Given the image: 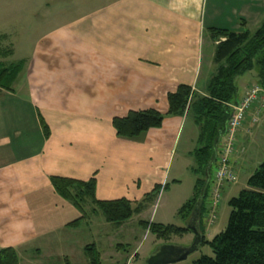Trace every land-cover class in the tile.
<instances>
[{"label": "crops", "instance_id": "crops-1", "mask_svg": "<svg viewBox=\"0 0 264 264\" xmlns=\"http://www.w3.org/2000/svg\"><path fill=\"white\" fill-rule=\"evenodd\" d=\"M11 1L0 8L10 20L18 11L17 2L12 7ZM60 1L53 0L52 5L51 0H27L29 9L25 10L36 21L35 28H49L57 14L58 23L40 33L34 44L26 38L32 47L19 60L24 66L12 89L0 86V250L16 248L20 264H67V259L73 264L74 249L83 255L86 245L98 249L96 243L80 238L83 228L92 231L96 227L112 240L110 247L115 237L121 240L111 255L120 264L125 260L121 253L127 244L124 233L151 208L149 196L156 186H161L160 193L177 191V211L194 193L199 126L189 111L167 113L168 93L186 84L196 94L206 95L217 71L218 41L212 39L209 28L235 30L234 22L244 28L264 15V0H232L229 12L237 21L232 20L231 27L225 0H211V4L210 0H92L90 8L70 0H64L67 3L61 7ZM68 12L78 16L68 21ZM0 26V47L12 50L1 61L16 63L19 43L13 41L8 23ZM243 77L237 80L236 102L257 83L256 73ZM150 108L165 114L161 127L137 139L117 135L114 117ZM236 138L231 165L238 178L245 174L248 181L264 162L260 101L253 105ZM223 141L224 136L218 147ZM217 165L215 156L209 172L208 207ZM52 176L81 181L94 177L97 199L126 198L142 203V211L122 224L93 214L78 227H70L82 213L56 192ZM184 182L191 196L188 188L177 189ZM238 184L225 185L222 197L239 194L242 187ZM220 207L221 203L212 224L207 222V213L203 216L207 240L221 232ZM86 209L91 214L92 206ZM153 218L154 213L149 221Z\"/></svg>", "mask_w": 264, "mask_h": 264}, {"label": "trees", "instance_id": "trees-1", "mask_svg": "<svg viewBox=\"0 0 264 264\" xmlns=\"http://www.w3.org/2000/svg\"><path fill=\"white\" fill-rule=\"evenodd\" d=\"M214 41H218L214 54L217 71L208 84V92L202 96L192 87L180 84L176 91L167 95L168 114L183 115L189 111L199 126L198 147L194 152L196 164L193 168L196 182L193 195L179 208L178 214L188 220L196 203L204 195L200 205L198 231L202 235L201 245L208 246L212 255L203 254L192 264H264V162L249 177L247 186L237 196L229 200L231 212L224 231L207 240L203 216L211 208L207 201L209 187L203 192L210 169L215 159L217 146L224 134L231 115V105L236 102L238 93L237 79L254 70L257 83L264 89V20L255 32L248 29L240 31L227 28H209ZM11 49L0 47V86L12 89V85L21 72L24 61L6 64L1 58L8 56ZM165 114L157 109L131 110L125 116H116L113 125L117 135L128 139H137L144 132L162 126ZM46 136L49 129L42 120ZM56 192L71 201L82 216L68 226L78 227L82 221L93 214H101L105 221L122 224L142 211V203L126 198L99 200L96 197V179L88 181L59 176L51 177ZM168 184L165 186V189ZM161 191L156 186L149 196L154 199ZM91 205V214L87 206ZM139 225L154 234L158 239L168 240L173 235L191 232L187 227L140 220ZM121 245V244H120ZM119 247V245L117 246ZM197 248V249H198ZM88 264H103L101 254L94 244L85 246ZM67 264L69 260L67 259ZM0 264H20L19 254L14 247L0 250ZM120 264H127V260Z\"/></svg>", "mask_w": 264, "mask_h": 264}, {"label": "rangeland", "instance_id": "rangeland-1", "mask_svg": "<svg viewBox=\"0 0 264 264\" xmlns=\"http://www.w3.org/2000/svg\"><path fill=\"white\" fill-rule=\"evenodd\" d=\"M7 1L8 0H0V8L7 7ZM17 2V8L18 11L12 13V19L10 20L8 18L9 14H5V12L0 13V25L2 24H6L8 23V29L7 30L9 32H12L13 34V41L15 40L16 43H19V46L17 48V54H16V58L15 62L19 61L20 59L26 57L27 55H29V49L32 47V44L30 46V44L28 42L25 43L26 38L31 40V43L34 44L35 39L40 37V33L42 32H47L48 30H50V28L52 29V27L58 23V14L57 17L55 19H53V23L50 24L49 28L47 29H38L35 28L36 26V21H33L30 19V13L29 11H26L25 9H29L28 8V2L27 0H12L11 1V6L13 7L14 2ZM64 0L60 1L61 7L64 6L65 3L67 2H63ZM75 4H79L80 6L86 7V8H90L92 3V0H70ZM231 1L232 0H225L223 2V4L227 5V16H228V20H229V26L231 27L232 24V20L233 21H237L235 19L236 16H234V18H232V14L229 12V8L231 7ZM52 5H53V0H51ZM50 2V4H51ZM211 4V0L209 2ZM72 7H74V4H72ZM5 11V10H4ZM22 11V12H21ZM224 11V10H222ZM66 19L68 21H70L71 19H74L75 17H77V13L76 12H68L65 14ZM264 15L258 19L255 20H250V22L243 26L244 28H242L240 26V24H237L236 22H234V28L232 29H248L250 30L252 33L255 32L258 27L260 26V23H262V21L264 20ZM61 19H63V15L61 14ZM13 20V21H12ZM55 23V24H54ZM6 27V26H3ZM0 29L1 26H0ZM5 29V28H4ZM11 40V39H9ZM23 43V45H21ZM11 49V48H9ZM259 70V66L256 64L255 68L253 71H251L252 73H246L245 75L241 76L243 78H245V76L249 77L250 74H257ZM242 81L243 79H241L240 77L237 79ZM239 82V81H238ZM258 84V83H256ZM262 104V102H261ZM264 106V102L262 104ZM224 136V134L222 135ZM184 137H185V133L183 136V139L181 141L180 144H183L184 141ZM220 141V140H219ZM195 145H197V142H195ZM195 164V163H194ZM194 176V175H192ZM238 177V174H237ZM238 187H242L245 188L247 186V181H246V175L242 174L239 178H238ZM236 183V182H235ZM227 184H232V183H225L222 186L221 191H223V188L225 185ZM184 188H188V194L187 195H192V190L191 188L188 187V182H184L183 187H178L177 189L180 190H184ZM238 195V194H237ZM236 195V196H237ZM189 196V197H190ZM177 198V191L176 190H166L165 193L164 191H162L160 193V195H157L154 199L150 200L151 203V208L143 213V216L141 217L142 220H150L153 216L154 213V218H153V222L156 223H162V224H171V225H175L178 227H185L186 226V222L189 220H184L177 211V203L178 201H176ZM229 200L230 198H227V196L222 197L221 196V207H220V219L218 220V222L220 223V228L221 231H224L225 228L228 225V220H229V215L231 212V207L229 205ZM218 209V207H217ZM218 212V210H217ZM219 213V212H218ZM100 216H102L100 214ZM103 218V216H102ZM217 222V221H216ZM205 225V223H204ZM206 226V225H205ZM97 232H99L97 234ZM125 237H126V250L122 251L121 253L125 256V260H127V264H147V258L148 256L158 247V245L163 244V243H168V244H173V245H178V246H191L192 244L195 243L196 241V235L194 234L193 231L191 232H187L184 235L178 236V235H173L170 239L166 240H162V239H158L154 234H152L151 232H146L145 229H143L139 223L135 225V227H132L130 229H128L127 231H125L124 233ZM81 240L85 241V243H96L98 245V250L100 251V254L102 256V262L103 264H115V262L112 261V254H114V252H117V243H119L121 240L116 239L117 237H115V240L113 241L114 245L113 248L110 247V243H112V240L110 238H106V236L103 234V232H101V229H98L95 227V229H93L92 231L90 230H86L85 228L82 229L81 232ZM206 237L208 236L207 234L205 235ZM124 237V239H125ZM137 237V239H135ZM111 241V242H110ZM138 248V250H136V248ZM75 252L71 258L72 263L73 264H87L88 262V258L86 255L82 254V251H80V249H74ZM136 250V251H134ZM130 253V254H129ZM129 254V255H128ZM203 254H207V255H212V251L211 249L206 246V245H201L197 250H195L194 252H192L187 258L172 263V264H192L195 260L199 259ZM139 258V259H138ZM123 261V262H124ZM53 262H57L56 260H53ZM60 263V262H57Z\"/></svg>", "mask_w": 264, "mask_h": 264}, {"label": "built area", "instance_id": "built-area-1", "mask_svg": "<svg viewBox=\"0 0 264 264\" xmlns=\"http://www.w3.org/2000/svg\"><path fill=\"white\" fill-rule=\"evenodd\" d=\"M264 102V89L255 84L249 88L245 97L231 105V115L224 131V141L218 147L217 168L215 171V188L211 201V208L206 214L207 222L212 224L217 219V207L220 204L222 196V186L225 183H235L238 180L237 173L231 165V156L236 151L237 132L243 126L248 113L257 102ZM263 106V105H262ZM257 121V118L255 119Z\"/></svg>", "mask_w": 264, "mask_h": 264}, {"label": "water", "instance_id": "water-1", "mask_svg": "<svg viewBox=\"0 0 264 264\" xmlns=\"http://www.w3.org/2000/svg\"><path fill=\"white\" fill-rule=\"evenodd\" d=\"M213 164V162H212ZM212 164L209 165L208 170ZM210 182V174H208L206 185L203 192L206 190ZM204 195L196 203L195 209L191 213L189 220L186 222L187 228L192 230L196 235V241L191 246H178L168 243L158 245V247L148 256L147 264H172L187 258L192 252L197 250L198 246L202 243V235L198 231V222L200 217V205Z\"/></svg>", "mask_w": 264, "mask_h": 264}]
</instances>
